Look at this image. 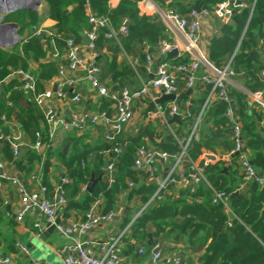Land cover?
Wrapping results in <instances>:
<instances>
[{"label": "trees", "instance_id": "obj_1", "mask_svg": "<svg viewBox=\"0 0 264 264\" xmlns=\"http://www.w3.org/2000/svg\"><path fill=\"white\" fill-rule=\"evenodd\" d=\"M110 1L89 0V4L95 15L108 17L112 28L116 31L125 19L130 21L128 35L120 36L119 43L115 39L106 38L107 29L100 31L96 43L98 56L96 61L102 74L101 83L104 82L113 90H119L140 85L139 77L145 80L151 77L142 67L134 69L130 63L119 62L120 55H126L143 63L146 60V53L141 51L144 43L149 45V52L153 54L155 51L160 52V43L172 42L173 37L159 16L141 14L139 3L143 0H119L115 8L110 7ZM153 1L163 11L173 10L180 15H186L194 8L212 10L216 5L227 0ZM237 1L246 4V7L235 10L231 23L216 20L217 32L210 44L208 60L218 69H223L231 63L236 74L247 78L250 93H254L264 88L261 80L264 52H260L261 42L264 40V0ZM44 2L47 5V15L44 18H40L36 11L24 9L7 15L4 23L19 24L18 33L21 35L34 26H41L45 19H52L57 24L51 31L58 37L60 45H64L70 38L81 44V34L91 29L88 0H44ZM45 37H32L22 46L16 45L12 51L0 47V83L15 71L29 73L30 60H38L46 56V52L41 48V40ZM181 64L190 65L191 59L188 56L176 57L173 66ZM59 65L60 63L53 62L41 65L40 73L36 76L37 93L43 89L42 83H49L57 75ZM178 74L184 76L182 73ZM10 85L11 88L0 97V127L3 135L0 140V162L10 165L31 188L33 175L36 174V164L41 162V155L28 145L26 154L20 158L14 154L12 142L16 134L22 131L29 142L34 143L37 134L42 132L47 134L48 128L46 131L42 129L40 108L34 101V94L25 92L24 82L15 77ZM233 95L239 111L244 143L249 151L252 165L259 172H264V115L257 107H254L253 111L249 110L248 94L234 89ZM208 96L209 90L206 88L196 105L192 104L191 116L181 118L180 123L168 126L159 121L155 126L148 125L145 131L135 136L125 139L120 136L117 141L105 137V140L95 147L80 146L76 143L72 153L64 155L60 152L58 156L63 166L67 168L69 178V182L63 184L62 190L68 203L74 202L72 205H67L65 214L74 209L82 210L86 214L99 197L103 199L104 212L116 211L121 191L129 189V182L139 181L140 171L134 166L138 148L154 146L171 156L178 155L181 148L170 129L175 130L176 136L188 137L199 116L201 120H206L205 123L201 121V128L208 135L207 137L203 135L201 139L191 143L188 156L192 161L197 162L204 152L222 156L234 149L233 125L225 116L227 106L219 102L206 116L203 109ZM99 103L98 113L107 114L112 102L100 97ZM167 103L164 102L162 105L168 112ZM184 105L181 102L182 111ZM18 109L24 115L21 130L14 124V113ZM3 116L6 121L2 120ZM158 129L161 130L160 133H157ZM115 147L121 149L119 154L114 152ZM91 156L94 157L93 164L90 163ZM111 158L116 164L115 182L109 186L104 179L92 194L86 192L85 188L91 172L93 171L95 176H100L104 162ZM202 166L209 185L202 182L194 191L188 187L180 189L178 196L174 191V183H169L166 188L159 191V184L149 177L142 185L135 186L130 192L129 199L138 196L140 208H136V211L148 206L129 226L122 239L124 236L128 239L131 236L129 233L132 232L139 238L144 248L150 250L161 236L162 240L170 242L184 241L185 244H190L189 248L183 245L186 251L203 253L199 257V264H264V188L257 183L249 182L244 189H240L245 184V174L239 156H234L230 162L219 160L214 164L202 163ZM48 172L49 161L45 162L43 174L44 184L48 190H51ZM214 191H225L230 197L235 192H239V195L229 199L227 209L222 204H213ZM5 209L0 206V252L5 255H17L19 264H34L19 254L16 240L13 241L11 233L3 230ZM130 221V217H126L122 226L127 227Z\"/></svg>", "mask_w": 264, "mask_h": 264}, {"label": "built area", "instance_id": "obj_2", "mask_svg": "<svg viewBox=\"0 0 264 264\" xmlns=\"http://www.w3.org/2000/svg\"><path fill=\"white\" fill-rule=\"evenodd\" d=\"M89 24L91 29L86 33L90 41L88 48L91 51V59L86 60L81 54V45L73 38L66 40L64 58L59 60V70L54 78L52 88L37 93L36 79L29 73L15 71L21 81L24 82L26 93L34 94V101L42 111L47 123L48 133L52 140L58 129L66 132L83 130L88 124H98L105 121L109 125V132L106 138L111 141H117L122 135L124 128L131 122L134 117L135 102L142 98H152V91L156 92L158 97L161 95L180 94V85L177 81V74L182 73L185 78L186 89H195L197 82H200L209 90V100L215 98L227 106L225 116L229 118L233 125L234 149L220 157V160L229 161L234 156H239L245 174V184L240 189H244L249 182L257 183L264 188V172H259L251 162L250 154L245 146L243 138V129L239 118V111L236 107L234 95L230 88V79L238 76L229 63L225 68L218 69L214 67L208 57L200 52V42L203 33V20L210 16H215L225 23L230 22V18L236 9H243L246 4L237 0H227L224 3L216 5L212 10L192 9L186 15H180L173 10L163 11L153 0H143L139 3L141 14L159 16V19L166 26L167 30L173 37L172 42L163 41L160 43V52L167 55L173 50H178L180 57L188 56L191 59L190 65L181 64L170 67L166 63H156V58L149 52V45H142L146 53L145 69L151 77L142 82L137 89L128 87L112 90L101 83V70L97 65L96 43L99 33L102 29H107V39H115L119 43L120 36H127L129 32V20L125 19L119 30H114L110 20L106 16H97L87 2ZM254 6L252 7V13ZM51 33L44 26H34L29 31L27 39L32 37L42 38ZM181 52V53H180ZM57 57V54H52ZM264 61V53L262 55ZM132 67L137 69L139 61L131 60ZM204 69V73L197 76V73ZM261 80L264 84V70L261 72ZM88 82L93 90L99 96L110 100L116 109V115L112 120L107 118L106 113H92L88 111L78 112L71 115L69 119L61 117L58 113V102L67 99L74 104L81 101V92L83 83ZM250 103L257 107L261 114L264 115V90L252 93ZM190 104H188L189 106ZM168 112L162 104L155 106V112L152 115L155 119L169 125L168 121L178 115L179 119L190 117L189 108L183 111L177 101L171 102ZM6 121L5 117H2ZM201 116L194 122L188 137L176 136L175 130L170 129L176 137L181 151L176 156H171L157 149L141 146L135 154L134 166L136 170L145 171L153 165L158 159L173 160L174 166L168 171L166 178L159 184V191L166 188L169 183H182L192 191L202 182L209 185L202 163L205 165L211 163L205 156H201V162L192 161L188 156V148L194 140L200 139ZM39 141L33 145L35 150H40L42 134L38 133ZM3 138L0 127V140ZM19 140H24L19 134L16 142L12 144L13 152L19 155L22 148L25 147ZM114 152L119 154L121 149L114 148ZM186 160V170L178 172L177 168ZM116 164L114 159L108 160V167L105 171V180L109 186L115 182ZM177 177V178H175ZM65 179L61 180L63 185ZM62 185L55 186L53 197H50L49 190L45 185H39L36 189H29L26 183H23L16 174H12L8 166L0 162V206L5 207L4 214L6 218L13 220L17 224H23L27 217L34 216L33 232L35 237L39 238L49 227L55 226V232L67 239L59 254L63 258V264H123V245L122 236L101 243H93L86 236L103 224H110L118 220L121 216L119 211L103 212L92 207L84 216L83 220L72 221L69 223L62 222V214L68 205L64 196ZM5 186L11 188L13 197L8 196ZM134 183H130L133 187ZM7 187V188H8ZM86 189V188H85ZM230 195L225 191H214L213 204H222L229 208ZM60 217L61 222L56 224V219ZM231 225V224H230ZM16 248L19 254L26 259L30 258V248L25 246L20 239H16ZM141 255L146 254V249H140ZM152 264H185L183 256L178 253H168L165 251L161 240L151 249ZM18 258L13 255H0V264H19Z\"/></svg>", "mask_w": 264, "mask_h": 264}, {"label": "crops", "instance_id": "obj_3", "mask_svg": "<svg viewBox=\"0 0 264 264\" xmlns=\"http://www.w3.org/2000/svg\"><path fill=\"white\" fill-rule=\"evenodd\" d=\"M118 4H119V0H111L109 2V5L111 8L117 7ZM42 9L47 10V8H42ZM42 9L39 10L38 12V15L40 18H44L47 15V11L42 12ZM216 20H220L222 23H225L223 20L218 19L217 17L213 15L203 20V33H202V38L200 42V52L206 57H208L212 38L217 32ZM231 22H232V16L230 18L229 23ZM6 24H9V23H6ZM56 24L57 22L52 19H45L44 22L42 23V26L48 29V31L51 34L46 36L43 40H41V48L44 50V52H46V56L39 58L38 60L31 59L29 62V74L32 75L35 79H37L36 76L40 73L41 65H44L45 63H49V62L59 63V60H62L64 58L65 44L60 45L57 40L58 37L51 31L52 28L56 26ZM19 28L20 26L18 24V29L16 30V33L19 35L18 42H16L15 44L11 46L8 45V43H6L5 41L3 43L0 42L1 48L8 50V51H12V48H14L16 45L22 46L23 43L28 42L29 39H27V36L29 35L30 30L29 31L26 30L23 34L20 35L18 33ZM1 30L3 31V33L0 31L1 37L9 35L8 30H3V29ZM80 45H81L82 56L86 60L91 59L92 57L91 51L88 48V46L83 44V38H82V42ZM141 51L145 53V50L143 49V47H141ZM260 52L261 53L264 52V40H262L261 42ZM52 54H57V57H53ZM153 55L156 58V63H166L170 67H173L174 62L176 61V57L177 58L180 57L179 54H177L176 56H170L169 54L163 55L159 51L153 52ZM31 57H33V54H31ZM131 60H135V59H130L126 55H123V54L120 55L118 59L119 62H127L128 64L131 63ZM145 64H146V60L143 63L139 62L137 68L142 67L145 70ZM203 73H204V69H201L200 72L197 73V76H200ZM55 76L50 80L49 83L47 82L42 83L43 89H41L40 92H43L47 90L48 88H52V89L54 88L53 82H54ZM15 77L17 79L19 78L17 75L11 74L5 81L0 83V97L5 91L11 88L10 84L13 81V78ZM101 78H102V74H101ZM139 78H140V85L137 84L136 86H129L128 88H131V89L139 88V86H141L142 80H145V79H142V77H139ZM177 81L180 85V94L178 96L179 98L181 95L185 94L188 91V89H186L185 87L184 76L177 74ZM103 85L107 86L106 84H104V82H103ZM248 86H249V82L247 78H244L241 75H238L233 79H230V88L232 90V93H233V90L236 89L250 96L252 93H250ZM108 88L112 89L111 87H108ZM262 89L264 90V88ZM205 91H206V88L200 82H197L195 89L193 90V93L190 95H187L185 99L182 101L185 104L184 109L188 107L191 112L192 104L196 105V102L198 101V99L201 97V95ZM68 96L70 95L67 94V99L61 102H58L57 104L58 113L60 114L61 117H65L69 119L72 114L83 112V111L98 113L99 111L98 108L100 106L99 100L101 96H99L98 93L91 88L88 82L83 83V89L81 92V101L79 103L74 104L71 100H68ZM29 100L31 101V99ZM249 100H251L250 97H249ZM152 102H153L152 98H148V97L142 98L141 100H138L135 102L134 117L131 120V122L124 128V131L121 135L122 139L135 136L139 132L145 131L148 125L155 126L157 125V122L161 121L151 116L152 112H155V107L153 111L151 112V114H149L148 112L149 106ZM167 102L168 103L166 105L167 107H169L172 101H167ZM218 103L219 101L216 100L215 98H211L209 100V96H208L206 102L204 103V109H203L204 110L203 112L206 114V116L208 115L210 109L213 108ZM188 104L190 105L188 106ZM249 106H250L249 108L250 111H253V109H255L253 105L250 103V101H249ZM39 114L41 116L39 117L41 118L40 122L42 125V129H45L46 131L47 123L45 121V117L41 110ZM115 115H116V109H115L114 104L112 103L111 106L109 107V110L107 111V118L109 120H112L115 117ZM23 119H24V115L22 114V112L19 109L16 110L14 113V124L18 126L19 130H21L22 128L21 121ZM201 121L202 123L206 122L205 119ZM210 127H212V124L210 125ZM108 132H109V125L105 121H102V120L98 122V124H95V125L90 123L83 130H80V131L73 130V131L66 132L62 129H58L52 140L50 139V136L48 133L43 134L42 132V138H41L42 147L40 150H35L33 148V145H35L39 141L38 137L34 143H30L26 135L24 134V132L22 131L18 133L16 132L17 133L16 137L19 134L23 136L24 140H19L18 142H22L25 146L22 148L25 150L24 155L27 152L28 145L30 146V148L34 149L38 154L41 155V162L39 164H36V174L33 175L32 186L31 188L30 187L28 188L36 189L40 184L45 185L44 184L45 177L43 174L44 166H45V162L49 161L48 180H49V183L52 189L49 190L48 195L50 197H53L54 195L53 190H55V186L62 185L61 184L62 175L65 176L66 182H69L67 168L63 166V163L58 156L59 153L62 152L64 155H68L72 153L73 147L74 145H76V143H79L80 146L82 145H91L93 147L98 146L105 140V137ZM160 132L161 130L158 129L157 133H160ZM203 135L207 137L208 133H206L201 128V124H200V139L202 138ZM16 137L13 139L12 144L16 142ZM66 146H69V147H68V150L65 152ZM150 148L160 150L159 148L154 147V146H151ZM207 154H213L217 156V160L211 162L213 164L220 160L221 156H218L217 154L212 153V152H204L202 156H206ZM49 155L51 156L50 158H49ZM158 159H159L158 162L155 161L153 165L151 166V168L143 172L140 171V177L137 183L131 181L129 182V189L125 191L124 190L121 191L120 195L118 196V206H117L118 207L117 211H119L121 214L120 218L110 224H103L97 227L94 231L89 233L88 236H86L88 240H90L93 243H101L104 241L112 240L114 238H118L120 236H123L126 233L129 226H131V224L135 222V220L141 215V213L148 206L146 205L142 207L140 211H136V208H140V200L138 199V196L132 197L131 200L129 199L131 190L135 188V186L142 185L145 182L147 177H149L150 180L155 181L157 184H160L164 180L166 170L169 171L174 166V161L172 159L171 160H164L161 158H158ZM93 161H94V157L91 156L90 163L93 164ZM198 162H201V158L198 160ZM227 162H230V160ZM186 164L187 162L186 160H184L182 164L178 166L177 171L178 172L185 171ZM7 166L12 174H16L18 177L20 176L10 165H7ZM103 172H104V166H103ZM92 173L95 175L93 171L91 172V175ZM91 175H90V178H91ZM104 179H105V175L103 176L102 181H104ZM130 183H134V186L130 187ZM7 187L8 186H5V189L8 191V196L12 198L13 195H12L11 188L10 187L7 188ZM186 187L187 186H185L182 183H176L174 185V188H175L174 191L176 195L178 196V191L180 189H183ZM102 203H103V199L102 197H99L92 207H96V209L104 212L102 208ZM128 208L130 211L128 210ZM84 216H85V213L82 210L80 211L75 210V209L69 210L67 215L65 214V211H64L62 214V222L69 223L72 221H80L84 219ZM4 217H5V221H4L5 224L4 226H2V228L5 232L11 233L13 241L16 239H20L21 242L29 248L34 247V242L36 240H38L39 242L41 241L39 238L35 237V234L33 232L34 230H33L32 224L35 221L34 216L27 217L26 221L20 225L14 222L13 220L6 218L5 214H4ZM126 217H130L131 221H130V224L124 228L122 224ZM129 235L131 236L130 237L127 236L128 239H126V236H124V239L121 240L122 245H123V264H152L151 263V259H152L151 250L146 249L147 253L144 255H141L139 251L140 249L144 248L143 244L140 243L139 238L134 233L131 232L129 233ZM162 239L163 238L161 236L160 240L163 243V246L166 252L172 253V254L180 253L183 256V260L185 264H199V257L203 253H193L192 251H189V250L186 251L185 249H183V245L185 244L184 241L176 243V242H170V241L162 240ZM66 242H67V239L60 236L57 232H54L46 241L43 242L42 247H39V245H37L39 249L41 250V258H45L46 262H42V259L33 260L31 257L29 259L30 262H33L34 264H63V258L59 254V251L63 248ZM185 246L189 248L190 244L187 243L185 244ZM0 255H5V253L0 252ZM12 255L17 258V255L15 254H12Z\"/></svg>", "mask_w": 264, "mask_h": 264}, {"label": "water", "instance_id": "obj_4", "mask_svg": "<svg viewBox=\"0 0 264 264\" xmlns=\"http://www.w3.org/2000/svg\"><path fill=\"white\" fill-rule=\"evenodd\" d=\"M42 0H36V3L34 6H22L21 8L17 9H26L29 11H36L39 12L40 10V6H41ZM14 12V10H10L7 5H6V0H0V23L1 21L4 20V15H8L10 13ZM1 29L3 30H8L9 35H7L6 39L9 41L8 45H13L16 42H18L19 40V35L16 33V30L18 29V24L15 23H9V24H4L1 25ZM82 38H83V44H85L86 46L89 45L90 41L88 39V36L85 33H82ZM1 38V36H0ZM178 54V50H173L172 52L169 53L170 56H176ZM54 92L56 91V86H54L53 88ZM193 93L192 89H189L185 94L181 95L179 98H177L176 94H170V95H161L160 97H158V94L154 91H152V97L153 99H155L149 106L148 112L149 114H151V112L153 111L154 107L156 105L159 104H163L164 102L167 101H177V104L180 105L181 102L185 99V97L187 95H190ZM169 125H172L174 123H180V119L178 117V115H174L169 121H168ZM69 146H66L65 148V152L68 150ZM25 153V150L22 149L21 152L19 153L18 157H22ZM208 160L210 161H216L217 160V156L213 155V154H207L205 156ZM108 167V161L106 160L104 162V172L103 174H101L100 176L96 177L93 173L91 175V178L88 182V185L86 187V191L89 193H93L95 191L96 186L103 180V176L105 175V171ZM168 170H166L165 176L164 178H166ZM19 179L24 183L23 181V177L20 175ZM62 179H65V176L62 175ZM239 192H235L234 194L231 195V199H233L234 197L238 196ZM74 202H69L70 205H72ZM126 213V212H125ZM127 214V213H126ZM61 222V218L58 217L56 219V224H59ZM55 232V226H51L48 228V230L46 232H44L39 239L41 240L40 243L43 244L44 241H46L53 233Z\"/></svg>", "mask_w": 264, "mask_h": 264}, {"label": "rangeland", "instance_id": "obj_5", "mask_svg": "<svg viewBox=\"0 0 264 264\" xmlns=\"http://www.w3.org/2000/svg\"><path fill=\"white\" fill-rule=\"evenodd\" d=\"M6 2L7 3H10L11 5H15V4H17L18 2H20L21 4L23 3V2H27V3H30V5H34L35 3H36V0H21V1H19V0H6ZM9 5V4H8ZM10 6V5H9ZM42 8H47V5H46V3L44 2V0H42V3H41V6H40V10L42 9ZM20 10H22V9H20ZM24 10V9H23ZM16 11H19V10H15V12ZM47 10L46 9H42V12H46ZM12 13H14V12H12ZM7 15L5 14L4 15V18L6 17ZM1 25H4V24H6V23H4V20L3 21H1V23H0ZM0 31L3 33V31L1 30V26H0ZM6 37L7 36H2L1 38H0V41L1 42H7L8 40L6 39ZM4 39H6V40H4ZM37 245H39V247H42V244L38 241V240H36L35 242H34V247L33 248H30V252H31V255H30V257L34 260V259H36V260H41L42 259V262H46V259L45 258H41V250L39 249V247L37 246ZM30 259V258H29Z\"/></svg>", "mask_w": 264, "mask_h": 264}, {"label": "bare ground", "instance_id": "obj_6", "mask_svg": "<svg viewBox=\"0 0 264 264\" xmlns=\"http://www.w3.org/2000/svg\"><path fill=\"white\" fill-rule=\"evenodd\" d=\"M19 1H21V0H19ZM10 6H9V5ZM6 5H7V7L10 9V10H17V9H19V8H21L22 6H34V5H30V3H27V2H23L22 4L20 3V2H18L17 4H15V5H11L10 3H7L6 2ZM1 42V41H0ZM9 41H7L6 43H8ZM1 43H3V42H1Z\"/></svg>", "mask_w": 264, "mask_h": 264}]
</instances>
